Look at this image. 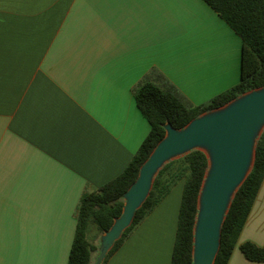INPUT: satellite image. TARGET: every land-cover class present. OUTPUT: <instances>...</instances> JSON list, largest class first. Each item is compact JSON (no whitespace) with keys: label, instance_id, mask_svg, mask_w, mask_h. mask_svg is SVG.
I'll return each instance as SVG.
<instances>
[{"label":"crops","instance_id":"crops-1","mask_svg":"<svg viewBox=\"0 0 264 264\" xmlns=\"http://www.w3.org/2000/svg\"><path fill=\"white\" fill-rule=\"evenodd\" d=\"M241 57L204 0H0V264H68L82 196L119 177L150 133L140 82L165 77L200 106L240 82ZM183 189L107 264H171ZM245 242L264 246V181L228 262L264 264Z\"/></svg>","mask_w":264,"mask_h":264},{"label":"trees","instance_id":"trees-1","mask_svg":"<svg viewBox=\"0 0 264 264\" xmlns=\"http://www.w3.org/2000/svg\"><path fill=\"white\" fill-rule=\"evenodd\" d=\"M242 40L241 80L208 103L194 106L172 84L140 82L133 90L136 104L151 130L126 170L116 179L92 193L82 196L76 212V231L68 264H92L99 247L94 242L110 230L124 208V194L136 181L143 163L165 137V125L182 129L193 119L222 107L239 96L264 87V0H204ZM209 168L206 154L196 150L167 163L155 178L152 191L136 212L132 225L108 253L101 264L120 249L130 233L166 198L171 189L184 181L178 230L171 264H192L194 229L198 200ZM264 181V132L258 140L254 167L237 192L225 219L221 247L215 264H228L254 201ZM93 238H92V236ZM246 258L264 262V246L245 242L240 246Z\"/></svg>","mask_w":264,"mask_h":264},{"label":"water","instance_id":"water-1","mask_svg":"<svg viewBox=\"0 0 264 264\" xmlns=\"http://www.w3.org/2000/svg\"><path fill=\"white\" fill-rule=\"evenodd\" d=\"M165 130V137L143 163L138 178L124 194L122 215L102 234L97 264L106 259L132 225L161 169L196 150L206 154L209 168L198 200L192 264H215L225 219L237 192L254 167L257 143L264 132V87L204 113L182 129H176L168 122Z\"/></svg>","mask_w":264,"mask_h":264},{"label":"rangeland","instance_id":"rangeland-1","mask_svg":"<svg viewBox=\"0 0 264 264\" xmlns=\"http://www.w3.org/2000/svg\"><path fill=\"white\" fill-rule=\"evenodd\" d=\"M101 236H102V235H101ZM100 239H101V237H100ZM100 239H99V240H98V238L96 239L97 242H99V243H98V247H100ZM96 240H95V242H96ZM95 242H94V243H95ZM95 244H96V243H95ZM96 245H97V244H96ZM97 252H98V251H97ZM98 256H99V255H98Z\"/></svg>","mask_w":264,"mask_h":264}]
</instances>
